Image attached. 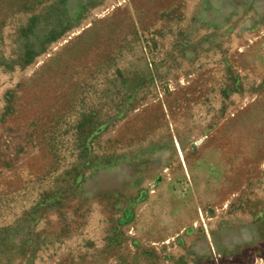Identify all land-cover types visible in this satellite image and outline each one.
Returning <instances> with one entry per match:
<instances>
[{
    "label": "rangeland",
    "instance_id": "obj_1",
    "mask_svg": "<svg viewBox=\"0 0 264 264\" xmlns=\"http://www.w3.org/2000/svg\"><path fill=\"white\" fill-rule=\"evenodd\" d=\"M0 264H264V0H0Z\"/></svg>",
    "mask_w": 264,
    "mask_h": 264
},
{
    "label": "bare ground",
    "instance_id": "obj_2",
    "mask_svg": "<svg viewBox=\"0 0 264 264\" xmlns=\"http://www.w3.org/2000/svg\"><path fill=\"white\" fill-rule=\"evenodd\" d=\"M175 143H176V145L178 147L179 155L182 157L183 156V153H182V150L180 148V145H179L178 141L175 140ZM206 235H207L208 238H210V234H209L208 230H206ZM209 245H210V248L212 249L213 248L212 242H210Z\"/></svg>",
    "mask_w": 264,
    "mask_h": 264
},
{
    "label": "crops",
    "instance_id": "obj_3",
    "mask_svg": "<svg viewBox=\"0 0 264 264\" xmlns=\"http://www.w3.org/2000/svg\"><path fill=\"white\" fill-rule=\"evenodd\" d=\"M253 225V226H252ZM257 225V224H256ZM255 224H251V226L249 225V229L251 230V231H255V226H256ZM243 234H244V236L246 237V233H244L243 232ZM248 235V234H247ZM245 242H243V243H241L242 245L244 244Z\"/></svg>",
    "mask_w": 264,
    "mask_h": 264
}]
</instances>
